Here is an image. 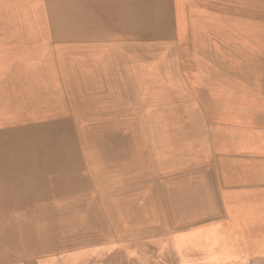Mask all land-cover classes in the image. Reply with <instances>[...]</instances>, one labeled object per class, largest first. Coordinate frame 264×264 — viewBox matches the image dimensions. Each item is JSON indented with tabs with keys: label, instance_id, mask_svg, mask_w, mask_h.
Segmentation results:
<instances>
[{
	"label": "bare ground",
	"instance_id": "6f19581e",
	"mask_svg": "<svg viewBox=\"0 0 264 264\" xmlns=\"http://www.w3.org/2000/svg\"><path fill=\"white\" fill-rule=\"evenodd\" d=\"M200 42L204 43L200 54L217 70L220 83L231 85L247 101L257 90L255 97L264 102V0H0V218L19 217L30 207L26 204L43 203L46 196L40 189L44 180L48 183L66 172H78L77 137L88 144L109 127L93 118L124 114V101L133 95L128 85L125 93L112 87L116 82L112 69L124 66L128 76V68L137 67L141 59L169 56L175 50L196 52ZM145 73L140 82L144 79L147 84L150 75L143 78ZM251 86L256 90H249ZM245 91L250 95H243ZM136 97L142 106L150 99L155 120L162 111L160 100L167 106L176 101V96L156 84L150 94ZM248 105L252 128L214 130L222 134L215 135L206 163L212 161L220 189L251 194L256 208L234 216L243 235L239 246L247 240L251 249L264 253V105L252 102L244 107ZM72 115L76 118L71 123L67 116ZM81 118L86 121L80 122ZM157 126L155 123L154 143L161 132ZM233 132L240 138L231 137ZM227 133V137L221 136ZM120 134L127 138L125 132ZM127 139L113 151L124 153ZM56 187L63 191L60 182ZM209 221L201 223L208 225ZM219 223L223 228L222 221ZM1 225L7 230L0 229V264L9 259L3 253L5 248L10 249L11 257L18 255L8 230L10 222L0 220ZM212 241L208 251L214 258L218 256ZM230 249H237L234 242Z\"/></svg>",
	"mask_w": 264,
	"mask_h": 264
},
{
	"label": "rangeland",
	"instance_id": "374dc122",
	"mask_svg": "<svg viewBox=\"0 0 264 264\" xmlns=\"http://www.w3.org/2000/svg\"><path fill=\"white\" fill-rule=\"evenodd\" d=\"M203 45L200 42L196 52L175 50L169 56L141 59L137 67L134 64L128 68V76L124 66L112 69L116 79L112 87L125 93L128 85V91L135 98L140 93L150 94L156 84L161 91L176 96V101L172 100L173 105L167 106L160 100L162 111L157 120L152 116L154 107L150 99L142 106L136 103L138 97L124 101V114L93 118L109 127L99 132L101 138L89 140L88 144L77 137L78 172H66L51 183L44 180L41 185L43 189L45 186L44 192L40 189L46 196L43 203L26 204L30 207L19 217L0 218L10 222L8 230L12 232L11 240L18 252L16 257H11L10 249L3 251L1 248L6 258L9 257L2 264H264V253L251 249L247 240L241 241L239 246L243 235L234 216L243 214L248 208H256L251 194L244 195L241 189H220L215 173L213 175L212 161L206 163L215 135L222 134L214 130L252 128L251 106H244L252 102L264 105V102L255 97V86L248 87L256 91L247 101L231 90V85L220 83L217 70L200 54ZM143 72H146L143 78L150 75L147 84L144 79L140 82ZM247 93L250 95L249 91L242 92L243 95ZM67 118L71 122L76 116ZM155 123L161 134L154 143ZM173 129L175 133L170 132ZM122 132L129 140L126 142L128 149L118 153L113 147L126 140ZM231 137L240 138L234 132ZM59 182L63 185L62 192L56 187ZM207 219L210 220L208 225L201 223ZM218 220L222 221L223 228ZM1 226L0 229L7 230ZM212 240L219 258L211 257L208 251ZM232 242L237 249H230Z\"/></svg>",
	"mask_w": 264,
	"mask_h": 264
}]
</instances>
